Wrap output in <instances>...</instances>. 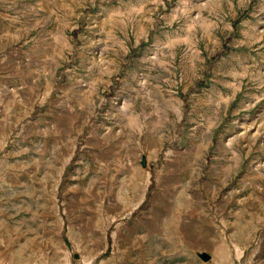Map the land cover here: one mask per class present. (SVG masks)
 Instances as JSON below:
<instances>
[{"label":"rangeland","instance_id":"obj_1","mask_svg":"<svg viewBox=\"0 0 264 264\" xmlns=\"http://www.w3.org/2000/svg\"><path fill=\"white\" fill-rule=\"evenodd\" d=\"M0 264H264V0H0Z\"/></svg>","mask_w":264,"mask_h":264},{"label":"water","instance_id":"obj_2","mask_svg":"<svg viewBox=\"0 0 264 264\" xmlns=\"http://www.w3.org/2000/svg\"><path fill=\"white\" fill-rule=\"evenodd\" d=\"M141 166L144 168L146 166L145 160L142 159Z\"/></svg>","mask_w":264,"mask_h":264}]
</instances>
